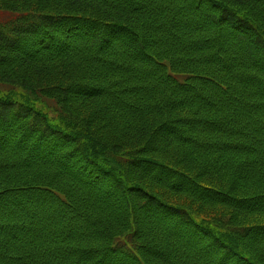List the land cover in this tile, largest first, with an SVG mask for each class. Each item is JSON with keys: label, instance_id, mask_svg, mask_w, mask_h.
Segmentation results:
<instances>
[{"label": "trees", "instance_id": "16d2710c", "mask_svg": "<svg viewBox=\"0 0 264 264\" xmlns=\"http://www.w3.org/2000/svg\"><path fill=\"white\" fill-rule=\"evenodd\" d=\"M0 86V264H264V0H0Z\"/></svg>", "mask_w": 264, "mask_h": 264}, {"label": "rangeland", "instance_id": "374dc122", "mask_svg": "<svg viewBox=\"0 0 264 264\" xmlns=\"http://www.w3.org/2000/svg\"><path fill=\"white\" fill-rule=\"evenodd\" d=\"M7 90H8L7 88H4V87L0 86V93H4V94L10 93V94L15 95V98H19V97L29 98L31 101H35V98L33 96H31V94L25 92L22 89L15 88L13 90H8V91ZM45 105L48 106V107L52 106L50 102H46V101H45V103H41L40 101L39 102H35V106L37 108L41 109L43 112H46L49 116L52 117L53 116V112H52L51 108H50V110H48L47 109L48 107L46 108Z\"/></svg>", "mask_w": 264, "mask_h": 264}]
</instances>
